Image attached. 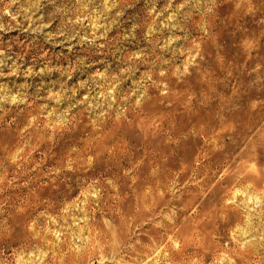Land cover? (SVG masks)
Listing matches in <instances>:
<instances>
[{
  "label": "rangeland",
  "instance_id": "1",
  "mask_svg": "<svg viewBox=\"0 0 264 264\" xmlns=\"http://www.w3.org/2000/svg\"><path fill=\"white\" fill-rule=\"evenodd\" d=\"M0 264H264V0H0Z\"/></svg>",
  "mask_w": 264,
  "mask_h": 264
},
{
  "label": "bare ground",
  "instance_id": "2",
  "mask_svg": "<svg viewBox=\"0 0 264 264\" xmlns=\"http://www.w3.org/2000/svg\"><path fill=\"white\" fill-rule=\"evenodd\" d=\"M200 131V130H199Z\"/></svg>",
  "mask_w": 264,
  "mask_h": 264
}]
</instances>
